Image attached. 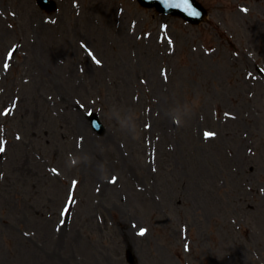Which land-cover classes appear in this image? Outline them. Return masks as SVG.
<instances>
[{"label":"rangeland","instance_id":"1","mask_svg":"<svg viewBox=\"0 0 264 264\" xmlns=\"http://www.w3.org/2000/svg\"><path fill=\"white\" fill-rule=\"evenodd\" d=\"M55 1L0 0V264H264V23Z\"/></svg>","mask_w":264,"mask_h":264},{"label":"snow or ice","instance_id":"2","mask_svg":"<svg viewBox=\"0 0 264 264\" xmlns=\"http://www.w3.org/2000/svg\"><path fill=\"white\" fill-rule=\"evenodd\" d=\"M185 5L187 6V10H188V13H189L190 15H192V16H197V15H199L198 12L192 10V8H191L190 5H187V0H185ZM9 55L11 56V53H9ZM97 63H99V61H97ZM5 68H7V64H5ZM4 150H5L4 147H3V146H0V152H3ZM54 171H55V170H54ZM67 211H68V209L66 208V209H65V213H67ZM140 234L143 235V234H144V230H141V233H140Z\"/></svg>","mask_w":264,"mask_h":264},{"label":"water","instance_id":"3","mask_svg":"<svg viewBox=\"0 0 264 264\" xmlns=\"http://www.w3.org/2000/svg\"><path fill=\"white\" fill-rule=\"evenodd\" d=\"M165 2H166L168 5H170L171 8H174L173 5H171L174 1H171V2H170V0H165ZM169 2H170V3H169ZM95 122H97V121H95Z\"/></svg>","mask_w":264,"mask_h":264},{"label":"flooded vegetation","instance_id":"4","mask_svg":"<svg viewBox=\"0 0 264 264\" xmlns=\"http://www.w3.org/2000/svg\"><path fill=\"white\" fill-rule=\"evenodd\" d=\"M226 2H229L230 0H225Z\"/></svg>","mask_w":264,"mask_h":264}]
</instances>
